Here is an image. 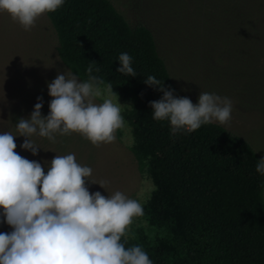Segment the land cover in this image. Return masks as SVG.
<instances>
[{"label": "trees", "instance_id": "trees-1", "mask_svg": "<svg viewBox=\"0 0 264 264\" xmlns=\"http://www.w3.org/2000/svg\"><path fill=\"white\" fill-rule=\"evenodd\" d=\"M47 15L64 64L82 81L89 65L99 67L92 74L131 101L122 113L131 151L154 188L143 204L147 225L130 232L126 247L142 246L153 264H264V175L250 142L217 122L173 134L168 121L152 118L149 102L163 92L147 76L181 95L152 30L132 26L111 0H65ZM123 52L136 76L116 71Z\"/></svg>", "mask_w": 264, "mask_h": 264}, {"label": "clouds", "instance_id": "clouds-1", "mask_svg": "<svg viewBox=\"0 0 264 264\" xmlns=\"http://www.w3.org/2000/svg\"><path fill=\"white\" fill-rule=\"evenodd\" d=\"M65 0H0V11L7 12L25 31H31L45 13L57 11ZM117 72L136 76L132 57L119 55ZM99 67L89 65L88 79L75 74H58L48 83L50 111L43 115V97L27 118L16 123L18 135L0 132V223L11 227L0 233V264H153L140 245L128 244L134 218L144 215L142 204L120 191L104 196L89 191L93 169L82 166L74 154L56 155L45 173L42 164L22 157L15 150L16 136L25 137L20 145L33 155L40 146L33 137L55 142L57 135L79 133L94 146L116 140L125 126L120 104L113 103V85L93 75ZM145 83L163 92L150 101L152 118L168 121L173 134L192 133L202 125L232 119L233 102L229 97L201 92L198 103L174 95L155 76ZM101 85H104L103 92ZM104 98L95 103L96 98ZM116 93V92H115ZM256 171L264 175V158L257 160ZM123 238V240H122Z\"/></svg>", "mask_w": 264, "mask_h": 264}, {"label": "rangeland", "instance_id": "rangeland-1", "mask_svg": "<svg viewBox=\"0 0 264 264\" xmlns=\"http://www.w3.org/2000/svg\"><path fill=\"white\" fill-rule=\"evenodd\" d=\"M111 1L132 26L143 24L152 30L181 97L196 104L200 93L208 92L232 100V119L222 125L244 137L264 158V0ZM58 45L47 13L31 31H25L0 11V132L18 135L16 123L30 116L39 96L43 97L42 114L48 115L52 99L48 83L58 74H75L61 60ZM104 98H108L106 93L94 102L102 103ZM110 98L121 103V114L131 106L121 96ZM24 140L15 137V151L40 162L45 173L46 161L69 153L82 166L91 167V179L106 187L89 181L91 193L108 196L120 191L143 206L153 191L150 176L140 171L131 151L133 137L126 121L114 142L99 147L79 133L57 135L55 142L34 136L40 149L33 155L20 147ZM142 225H147L142 216L134 218L131 231ZM11 230L0 223V233Z\"/></svg>", "mask_w": 264, "mask_h": 264}]
</instances>
